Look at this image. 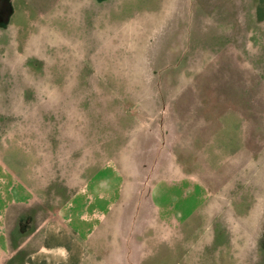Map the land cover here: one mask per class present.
I'll return each mask as SVG.
<instances>
[{
  "label": "rangeland",
  "instance_id": "374dc122",
  "mask_svg": "<svg viewBox=\"0 0 264 264\" xmlns=\"http://www.w3.org/2000/svg\"><path fill=\"white\" fill-rule=\"evenodd\" d=\"M7 1L0 168L61 205L102 165L115 243L145 195V264H264V0Z\"/></svg>",
  "mask_w": 264,
  "mask_h": 264
},
{
  "label": "crops",
  "instance_id": "0c3cea01",
  "mask_svg": "<svg viewBox=\"0 0 264 264\" xmlns=\"http://www.w3.org/2000/svg\"><path fill=\"white\" fill-rule=\"evenodd\" d=\"M93 156L96 158L95 152ZM13 166H18L20 169V164H13ZM22 166L27 168L24 163ZM91 167L94 168V172L85 182L84 188L78 189L74 196L67 191L68 197L61 205L39 198L37 195L41 194V190L32 187L31 181L28 185L24 176L25 184L22 185V181L19 179V177L22 179V173L8 174L6 166L0 168V264H73L71 262L77 261V259L84 260L81 256L86 251V247L92 250V254H94L92 262L95 264L97 260L94 256L101 260L100 254L103 253L104 239H109L110 244L118 245L120 241L115 243L117 236L115 231H112L111 228L110 231H103V226H105L103 218L107 220V216L110 217L115 211L116 206L114 207V205H117L115 199L113 200L111 197L112 194L102 190V181L98 177V171L103 166L101 165L98 171L94 165L84 166L79 174L88 173ZM29 168L31 169V167ZM104 168L121 175L114 167L104 166ZM22 169L24 168L22 167ZM66 170V167L63 166L62 182L59 181L61 182L59 183L61 192L63 189L67 190L63 181V175L69 174V171ZM123 183L124 178L118 185L122 204L126 200L125 197L131 198L133 190L136 189L132 190L133 183H131L132 188L123 197ZM46 188H43L42 191L45 192ZM91 190L98 194L96 196L90 194ZM138 194L143 196V201L136 214H132L131 226L126 231L130 233L127 237L131 240L120 242L124 245L131 244L132 246L126 247H131L133 250H126L125 253L121 251L122 257L119 262L117 255H120V252L117 254L115 251L117 255L113 259L110 257L109 264L138 263L139 259L142 260V264H145V195L141 192ZM56 196L55 200L57 201L60 195ZM103 198L106 204H103ZM127 203L133 204L130 200L126 201ZM52 206L58 207L51 209ZM27 212L28 216L22 215ZM32 212L33 214L37 212V215H33ZM173 219L177 221L179 227V221L175 217ZM108 221L112 222V218H109ZM208 245H210V241ZM97 264H101V261Z\"/></svg>",
  "mask_w": 264,
  "mask_h": 264
},
{
  "label": "flooded vegetation",
  "instance_id": "af4514ba",
  "mask_svg": "<svg viewBox=\"0 0 264 264\" xmlns=\"http://www.w3.org/2000/svg\"><path fill=\"white\" fill-rule=\"evenodd\" d=\"M11 7L7 0H0V25L8 23Z\"/></svg>",
  "mask_w": 264,
  "mask_h": 264
},
{
  "label": "water",
  "instance_id": "95a60500",
  "mask_svg": "<svg viewBox=\"0 0 264 264\" xmlns=\"http://www.w3.org/2000/svg\"><path fill=\"white\" fill-rule=\"evenodd\" d=\"M97 1H101V0H97Z\"/></svg>",
  "mask_w": 264,
  "mask_h": 264
}]
</instances>
